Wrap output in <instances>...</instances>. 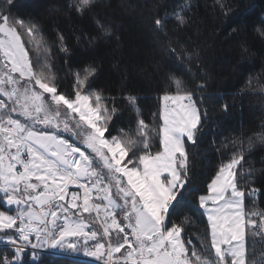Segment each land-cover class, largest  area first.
Here are the masks:
<instances>
[{"label": "snow or ice", "instance_id": "6c2138e0", "mask_svg": "<svg viewBox=\"0 0 264 264\" xmlns=\"http://www.w3.org/2000/svg\"><path fill=\"white\" fill-rule=\"evenodd\" d=\"M96 6L98 0L68 5L76 14ZM14 7L15 0H0V201L10 209L0 210V243L10 249L0 264H45L46 250L83 254L95 264H264V251H256L264 242V208L256 203H264V168L245 167L257 138L246 148L240 137L223 142L231 154L192 210L205 224L197 243L174 219L199 155L189 149L203 138L210 85L199 52L166 34L167 14L154 15L153 30L159 47L188 62L189 80L166 77L172 91L162 95L153 127L135 94L117 99L97 89L98 65L73 67L62 33L53 44L63 54V75L53 72L41 24ZM173 18L179 29L191 23L179 12ZM100 28L112 35L111 27ZM125 102L137 114L131 132L116 127ZM258 140L264 145V133Z\"/></svg>", "mask_w": 264, "mask_h": 264}, {"label": "trees", "instance_id": "16d2710c", "mask_svg": "<svg viewBox=\"0 0 264 264\" xmlns=\"http://www.w3.org/2000/svg\"><path fill=\"white\" fill-rule=\"evenodd\" d=\"M73 2L15 0L12 11L41 24L51 46L53 72L63 75L59 71L63 54L53 44L56 34L62 33L71 49L73 67L98 65L97 89L117 99L128 93L135 94L140 115L153 127L158 123L155 114L160 109L162 95L172 91L166 77L177 75L189 80L188 62L176 60L159 47L162 40L151 23L154 15L167 14L165 32L170 39L199 52L203 65L201 74L209 78L210 85L203 94L208 120L201 142L189 149L190 154L198 152L199 155L190 173V183L186 185L188 190L174 217L177 222H183L193 242L197 243V237L205 232V224L200 212L193 214L192 210L196 197L204 193L219 164L231 154L230 147L223 148V142L240 137L245 140L246 148L249 138H257L253 150L246 153L245 167L264 168V145L258 140L264 133V35H261L264 0H98V6L84 14H76L68 7ZM221 4L228 8L221 11ZM174 12L181 13L191 23L184 29L177 28ZM102 24L111 27L112 35L102 33ZM89 38L94 42L89 43ZM196 73L197 69L192 67L193 78ZM225 103L229 105L227 112L221 110ZM136 115L125 102L120 105L116 127L134 131ZM153 139L158 141L155 136ZM157 147L158 143L154 142L153 150ZM218 147L224 152L223 156L216 151ZM241 179L244 181L243 177ZM256 203L264 208L260 200ZM246 204L251 207L247 201ZM0 210L10 209L0 201ZM256 251L257 254L264 251V242L257 241ZM3 252L10 249L0 247V253ZM41 256L45 264H94L67 256L43 253Z\"/></svg>", "mask_w": 264, "mask_h": 264}, {"label": "rangeland", "instance_id": "374dc122", "mask_svg": "<svg viewBox=\"0 0 264 264\" xmlns=\"http://www.w3.org/2000/svg\"><path fill=\"white\" fill-rule=\"evenodd\" d=\"M5 206H7L5 204ZM0 247H5L4 244L0 243ZM6 248V247H5ZM9 249V248H8ZM41 253L45 254V255H55V256H67V257H70V258H73V259H82L83 258H86L88 259L91 263H94L95 264V261L93 260V258L91 257H87V256H84L83 254H73V253H66V252H58L56 250H46V251H42Z\"/></svg>", "mask_w": 264, "mask_h": 264}, {"label": "built area", "instance_id": "2783aa9c", "mask_svg": "<svg viewBox=\"0 0 264 264\" xmlns=\"http://www.w3.org/2000/svg\"><path fill=\"white\" fill-rule=\"evenodd\" d=\"M88 260V259H87Z\"/></svg>", "mask_w": 264, "mask_h": 264}]
</instances>
